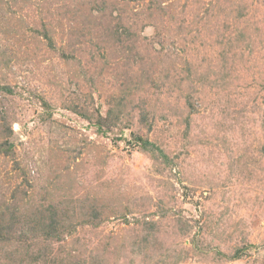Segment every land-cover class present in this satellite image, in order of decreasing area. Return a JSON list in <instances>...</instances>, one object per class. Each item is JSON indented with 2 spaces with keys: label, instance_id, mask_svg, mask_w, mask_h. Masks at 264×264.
I'll return each mask as SVG.
<instances>
[{
  "label": "rangeland",
  "instance_id": "1",
  "mask_svg": "<svg viewBox=\"0 0 264 264\" xmlns=\"http://www.w3.org/2000/svg\"><path fill=\"white\" fill-rule=\"evenodd\" d=\"M0 264H264V0H0Z\"/></svg>",
  "mask_w": 264,
  "mask_h": 264
}]
</instances>
